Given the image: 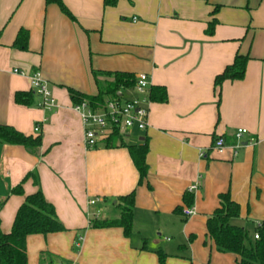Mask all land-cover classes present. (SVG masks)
<instances>
[{
	"label": "crops",
	"instance_id": "1",
	"mask_svg": "<svg viewBox=\"0 0 264 264\" xmlns=\"http://www.w3.org/2000/svg\"><path fill=\"white\" fill-rule=\"evenodd\" d=\"M61 1L76 21L47 0H0V124L42 141L36 155L0 144L2 231L11 230L25 196L41 191L66 231L28 237L29 264H40L43 252L50 255L43 264H160L159 252L164 264H238L217 250L207 221L226 193L240 205L232 224L251 241L264 221V0ZM21 29L29 33L26 51L14 46ZM237 55L249 58L245 77L225 81L218 98L215 79ZM94 71L145 74L167 91L166 103H150L147 129L123 136L131 145L147 140L141 183L127 148H107L106 138L86 147L68 89L96 96ZM35 72L56 108L39 107L29 78ZM102 76V84L112 81ZM17 92L32 93L34 105L17 104ZM238 129L250 134L235 150ZM220 137L222 151L214 149ZM22 182L25 196L12 194ZM131 193V237L121 228H90L91 220L118 219L117 199ZM186 194L194 197L189 218L177 211L189 207Z\"/></svg>",
	"mask_w": 264,
	"mask_h": 264
},
{
	"label": "trees",
	"instance_id": "2",
	"mask_svg": "<svg viewBox=\"0 0 264 264\" xmlns=\"http://www.w3.org/2000/svg\"><path fill=\"white\" fill-rule=\"evenodd\" d=\"M54 2L58 4L61 11L72 21H76L72 13L67 9L61 0H47V3ZM118 0H104V5L109 7L116 6ZM218 10V7L216 8ZM215 10V11H216ZM216 22L209 24L206 31L208 35L214 33ZM29 33L25 29L18 32L14 46L21 51L28 49ZM249 58L247 56L237 55L233 63L227 66L223 73L215 79L214 85L220 98V89L225 81L243 80L246 74V68ZM96 83L98 84V94L96 96L84 95L72 88L68 89L73 104L87 102L94 109H101L109 97L121 98L119 93L132 89L135 86V75L128 72L100 73L93 72ZM112 78L111 82L100 84L99 76ZM149 99L154 103H166L168 100L167 91L162 86H153L149 90ZM15 102L23 106L34 105V95L29 92H17ZM123 134L115 130L106 137L104 142L107 148L124 147L127 148L131 158L139 172L140 183L145 180L148 174V164L146 161L148 154L147 140L140 144H127ZM40 137L27 136L14 127L0 124V144L23 146L29 153L36 155L41 146ZM25 181V180H24ZM23 183L12 190V194L25 196ZM184 202L191 207L194 197L192 194L184 196ZM120 208V217L115 220H91L90 228H121L124 235L129 238L133 234L134 220V203L135 194L117 199ZM6 200L0 199V212L3 209ZM178 213L182 209L177 210ZM240 216V205L232 200L230 193L220 196V207L207 221V230L210 238L213 240L217 250L221 253H231L236 255L239 260L238 264H264V221L260 223L255 232L258 233L259 239L250 240L248 231L240 226L232 224V220ZM66 228L59 220L53 204L48 202L43 193L38 191L34 194L25 196L24 202L18 209L12 228L9 232L1 229L0 220V264H29L27 239L30 236L61 233ZM50 255L43 252L40 255V264ZM160 264H164L167 255L158 253ZM49 264H54L49 259Z\"/></svg>",
	"mask_w": 264,
	"mask_h": 264
},
{
	"label": "built area",
	"instance_id": "3",
	"mask_svg": "<svg viewBox=\"0 0 264 264\" xmlns=\"http://www.w3.org/2000/svg\"><path fill=\"white\" fill-rule=\"evenodd\" d=\"M17 74L25 75L19 70L14 71ZM32 88L40 98L39 107L52 110L57 107V101L50 90L49 83L44 80L38 72L30 77ZM151 88L149 79L145 74L135 76V86L130 89L136 94V97L123 100V98L109 97L101 109H94L87 102L74 104V110L82 119L85 128V143L88 149L97 147L100 140L105 139L113 131L117 130L124 136L134 130L145 131L148 127L149 119V90ZM39 132V128L35 129ZM247 129H238L235 133L237 145L235 150L242 147L243 138L249 135ZM252 143H255L252 140ZM226 147L224 138L220 137L215 141L214 149L222 151ZM203 157L205 153L201 151ZM196 187H192V190ZM96 201H90L94 205ZM182 215L189 218L195 215L192 207L184 208ZM255 239H259L258 233Z\"/></svg>",
	"mask_w": 264,
	"mask_h": 264
},
{
	"label": "rangeland",
	"instance_id": "4",
	"mask_svg": "<svg viewBox=\"0 0 264 264\" xmlns=\"http://www.w3.org/2000/svg\"><path fill=\"white\" fill-rule=\"evenodd\" d=\"M102 77H105V76H102ZM102 81H103V80H102ZM102 81H100V84H101V85H102ZM128 94H129V93H126V94L124 95L123 100H127L128 98H131V97H132V98H133V97H136V94H135V93H133V94H134L133 96H128ZM135 137H136V135L133 134L132 137H131V139L134 140ZM32 254H33V253H32ZM32 254H31V255H32ZM32 256H33V255H32ZM31 264H33V260H32V259H31Z\"/></svg>",
	"mask_w": 264,
	"mask_h": 264
},
{
	"label": "water",
	"instance_id": "5",
	"mask_svg": "<svg viewBox=\"0 0 264 264\" xmlns=\"http://www.w3.org/2000/svg\"><path fill=\"white\" fill-rule=\"evenodd\" d=\"M119 96H120V97L122 96L121 93H119Z\"/></svg>",
	"mask_w": 264,
	"mask_h": 264
}]
</instances>
